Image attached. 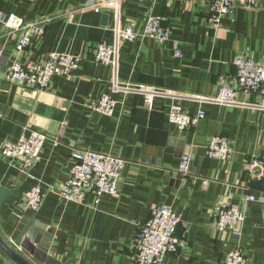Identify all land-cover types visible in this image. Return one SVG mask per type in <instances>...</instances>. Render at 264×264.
Wrapping results in <instances>:
<instances>
[{"label": "crops", "instance_id": "1", "mask_svg": "<svg viewBox=\"0 0 264 264\" xmlns=\"http://www.w3.org/2000/svg\"><path fill=\"white\" fill-rule=\"evenodd\" d=\"M86 2L0 0V147L32 128L50 137L31 169L32 176L0 153V186L10 187L0 207V236L14 246L21 229L31 222L37 224L40 242L50 245L51 256L65 264H135L139 225L148 218L151 206L166 203L186 226L176 231L183 247L162 264H225L227 250L235 245L240 246L246 264H264V191L251 187L253 180L264 176L260 161L264 159V110L251 106L259 96L238 91L237 98L245 105L192 98L215 96L220 78L233 86V60L239 55L264 65V0L252 8L237 5L217 29L207 21V0H121L118 10L83 8ZM11 13L24 21L51 19L42 35L33 34L29 45L17 52L19 32L9 31L3 23ZM148 15L168 26V41L159 43L147 36L120 40L116 68L89 58L98 42L116 41V28L133 22L140 29ZM175 44L181 49L180 57L173 55ZM51 51L82 60L75 72L54 76L43 90L2 78L13 61H38ZM114 77L121 88L142 86L170 94L155 95L149 106L138 91L114 89ZM104 93L116 101L111 116L91 109ZM173 102L191 113L202 109L205 116L194 126L177 130L167 118ZM215 135L229 140L226 160L206 155L207 142ZM56 137L60 138L57 144ZM83 149L125 159L117 195H104L99 202L92 194L83 202L60 197L71 153ZM185 154L190 161L184 174L180 165ZM35 184L45 197L32 211L24 195ZM250 194L257 199L249 200ZM226 204L244 213L239 238L215 227L216 209ZM0 264L16 263L0 249Z\"/></svg>", "mask_w": 264, "mask_h": 264}, {"label": "built area", "instance_id": "2", "mask_svg": "<svg viewBox=\"0 0 264 264\" xmlns=\"http://www.w3.org/2000/svg\"><path fill=\"white\" fill-rule=\"evenodd\" d=\"M261 0H207L208 23L214 28L221 26L223 16L232 13L239 5L243 8L256 7ZM121 0H87L82 6L87 7H112L118 10ZM51 17L38 18L34 21H24L23 18L11 13L5 19L4 26L11 32H19L14 49L19 52L29 45L33 34L42 35L44 25ZM116 41L109 43L98 42L94 45L89 58L96 63L110 65L116 68L118 63L117 48L120 40L134 41L139 36H147L159 43L170 39V30L162 19L148 15L140 29H136L133 22H129L122 28L115 29ZM173 55L182 56L181 49L175 44ZM2 57L0 49V60ZM81 56L69 53L51 51L44 59L38 61L19 62L13 61L4 70V80L43 90L54 76L71 75L79 66ZM235 67L234 85L226 83L222 78L218 80V89L215 96L192 95L193 99L210 101L221 104L245 105L237 98L238 91L244 95L255 94L259 101L251 106L264 110V65L255 62L249 55H239L233 60ZM113 79L114 89L124 91H138L144 95L145 103L151 105L153 98L158 94L169 95V91H158L150 87L121 88ZM116 101L108 94H101L91 106L92 111L111 116L114 113ZM205 116L200 109L191 113L177 102L171 103L167 108V118L177 130H184L194 126L199 119ZM49 135L38 129H29L13 142L6 140L0 147V153L19 170L31 175V169L39 162L43 145ZM60 142V138H54V143ZM230 143L226 136H212L206 145V155L209 158L226 160L230 155ZM71 166L67 180L61 185L60 197L65 201L83 202L87 194H92L95 202H99L104 195L115 196L119 193L121 172L125 159L119 155L94 152L91 150H74L71 153ZM190 156L185 154L181 160L182 173L189 168ZM257 163L250 166L251 169ZM44 192L39 184L33 185L25 192L24 200L28 209L36 211L44 200ZM249 200H256L254 195H248ZM215 227L219 232H228L231 236L239 238L242 234L241 225L244 221V213L240 207L226 204L220 206L215 212ZM185 221L180 214L174 211L169 204L163 203L150 207L146 221L139 225L134 239V263L135 264H162L165 258L177 252L184 245V241L178 237L177 228H184ZM225 264H246V257L239 245L230 247L225 256Z\"/></svg>", "mask_w": 264, "mask_h": 264}, {"label": "water", "instance_id": "3", "mask_svg": "<svg viewBox=\"0 0 264 264\" xmlns=\"http://www.w3.org/2000/svg\"><path fill=\"white\" fill-rule=\"evenodd\" d=\"M104 20L106 17H103ZM264 167V159L260 160ZM252 189L264 191V176L260 179L251 182ZM9 186H0V207L5 201L8 193ZM37 224H26L20 231L14 246L9 245L0 236V249L16 264H33L25 255L37 261L39 264H65V260L59 261L51 256L50 245L48 242H40V235L35 231ZM37 244H40L46 251L40 249ZM26 253V254H23Z\"/></svg>", "mask_w": 264, "mask_h": 264}]
</instances>
